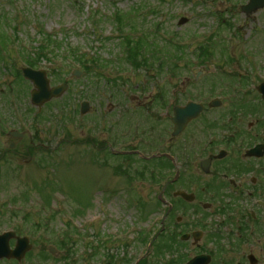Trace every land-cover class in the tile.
I'll return each mask as SVG.
<instances>
[{"label": "rangeland", "instance_id": "rangeland-1", "mask_svg": "<svg viewBox=\"0 0 264 264\" xmlns=\"http://www.w3.org/2000/svg\"><path fill=\"white\" fill-rule=\"evenodd\" d=\"M248 1L0 0V115L4 129L15 125L21 131L38 130L40 138L50 140L45 146L49 148L48 154L37 155L32 164L17 166L13 161L8 163L6 158L0 163V211L16 217L17 225L20 223L19 235L29 236L33 243L30 264L38 249H44V260L74 258L77 230L83 240H86L84 233L97 231L110 236L123 234L129 239L124 243L131 248L127 251L130 253L136 248L139 235L154 232L153 224H149L154 223L152 218L156 213L143 217L138 212L153 210L150 206L156 202L152 198L154 187L143 184L139 194L151 197L142 207L130 203L131 207L123 200L129 181L142 174L134 176L132 169L127 175L119 176L104 166L97 167L91 162L87 147L79 156L83 160L77 158L79 146L74 140L80 138L77 121L84 99L98 106L97 100L105 101L113 89L123 88L128 92L145 87L151 92L155 85L178 89L179 95L184 93L179 97L182 103L189 94L195 101L204 103L219 98L224 101L221 107L208 110L206 104V112L194 124L196 134L204 137L203 142L210 136L221 139L234 132L246 133L252 142H264V103L255 90L264 80V8L247 16L241 6ZM135 50L139 51L140 59L132 64L128 56ZM172 59H177L178 67L168 64ZM28 63L34 69L46 71L50 86L67 84L66 91L42 107L32 105L33 85L21 72L25 65L30 66ZM77 68L83 71L79 78L73 74ZM173 69L180 74L171 77L169 73ZM199 72L202 73L198 75ZM237 85L243 86L245 94L235 101ZM131 91L134 98L136 93ZM21 115L23 123L18 124L17 118ZM31 119H36L38 126ZM200 123L205 125L203 130H199ZM186 136L187 133L179 137L180 143ZM7 146V142L1 145ZM190 146L193 150L182 149L178 154L182 174L196 172L200 178L207 177L195 169L200 154H196L194 142ZM40 162L44 163V169ZM260 163L264 170V161ZM140 166L136 172H140ZM151 174L148 169L144 177ZM181 178L173 190L180 185L191 189L193 184L199 196L208 197L200 190L203 180L195 184L188 175ZM106 186L114 187V196L101 194L108 190ZM252 189H255L253 196L262 199L264 173L254 184L244 183L240 194H250ZM95 193L99 195L92 196ZM170 199L178 202L172 195ZM228 204L227 212L241 205L239 201ZM193 206H185L188 217L194 215ZM247 210L242 219L250 217L252 211L257 221L264 219V207L249 206ZM94 215L104 217L99 226L79 230L89 226L87 221ZM9 218L6 216L4 224L0 222V228L10 224ZM242 219L236 224L227 221L221 226L223 235L218 242H234L232 235ZM251 223L253 220L249 222V229ZM229 232L231 235L227 236ZM248 239L247 243L239 242L235 249L224 250L223 254L218 251L216 262L230 258L232 264H247V256L252 253L259 264H264V241L255 235ZM54 244L64 251L48 253V246ZM112 246L100 254L111 253ZM122 251L119 247L118 254ZM204 251L197 249L192 254ZM149 256L146 259L150 262L146 263L154 264L155 256ZM50 262L57 264L54 260Z\"/></svg>", "mask_w": 264, "mask_h": 264}, {"label": "flooded vegetation", "instance_id": "flooded-vegetation-1", "mask_svg": "<svg viewBox=\"0 0 264 264\" xmlns=\"http://www.w3.org/2000/svg\"><path fill=\"white\" fill-rule=\"evenodd\" d=\"M154 89L155 91L152 93ZM121 90H111L109 92L110 97L105 101L100 103L97 100L99 102L98 106L89 102L85 113L80 105L81 115L77 124L80 138L76 137L74 140L75 144L79 146L76 156L79 160H83L79 156L83 152V148L87 147L91 162L97 167L102 168L104 166L106 170L115 171L114 173L119 176L127 175L132 169V175L139 177L142 174V177H135V179L129 181L125 189L127 194L123 200H127L126 203L142 207V204H147V201L150 200L148 197L151 196L140 195V189L143 184L147 183L154 187L155 192L152 198L154 197L156 202L154 201V206L149 205L153 210L138 211L143 217L152 212L156 213L152 218V220H155L154 223L150 222L149 224L150 226L153 224L154 232L139 235L137 242H135L136 248L130 253L127 251L131 248L125 246L124 243L128 242L129 239L123 234L117 236L112 234L110 236L109 234L102 235L97 231L93 234L84 233L86 240H83L81 238L82 233L79 231L76 238L78 242L75 244L74 258L67 256L65 259L49 258L44 260L42 257L44 249H38L39 253L31 264H36V262L37 264L55 263L50 262V260L56 261L57 264H60L62 260L63 264H147L146 261L150 262L146 259L149 254V257L155 256L152 259L154 264H187L200 254L210 256L206 264H232L230 258L225 260L220 258L216 262L215 257L219 252L223 254L224 250L235 249L241 242L247 243L248 237L250 238L252 235L258 236L264 241V219L259 220L258 218L257 221L256 214L253 211L250 212V217L247 216L242 219L249 212L246 211V207L245 211H237L236 217L233 219L227 218L228 212L225 211L229 207L227 203L231 201H239L241 204L246 203L248 207H253L252 202L256 199L253 196L255 189H252V194H240V188L244 186V183L247 185L250 182L254 184L258 181L259 176L264 173L263 165L260 163L264 161V157L245 156V152L254 146V144L252 145L251 136L244 132H234L229 137L223 136L221 139L217 137L213 141L208 138L207 141L203 142L204 137L196 134L194 124H197L196 120L206 112V104L209 102L203 103L204 109L201 115L197 119L191 120L185 129L176 135V125L173 121L175 108L186 105L193 96L187 95L182 103V99H179V97L184 96V93L179 95L178 89H171L167 86L163 88L155 85L151 92L147 91L145 87H141L140 91L128 90V92H125V89ZM130 91L136 93L133 94V96L135 95L134 98L130 95ZM146 93H149V95ZM210 109L212 108L209 107L208 110ZM22 118H24L23 115L17 118L18 124L23 123ZM31 120L34 121V119ZM38 124V121L36 124L34 121V126H38ZM11 126L13 127H8L5 130L0 115V163L6 158L8 163L13 161L15 165L23 166L35 162L37 155L44 156L48 154L49 148L45 146L50 144V140L40 138L37 135L38 130L32 133L18 130L15 125ZM198 127L199 130H203L205 125L200 123ZM41 133H44V130H41ZM186 133L187 136L180 143L179 137ZM6 142L8 146L6 148L1 147ZM192 142H194L198 151L196 154H200V160L197 162L195 169L201 171L207 177L200 178V173L196 172L182 174L183 170L178 165L179 151L182 149L193 150V147L190 146ZM218 145L223 146L226 151L222 159L217 158L220 151L217 149ZM99 161L102 163H99ZM139 162H141V166L138 165ZM138 166H140V172H136ZM41 167L44 169V163H41ZM148 169L153 174L147 178V175L144 177V173ZM182 175H188L192 180L191 183L195 184L198 180H201V182L203 180L204 184L201 185L200 190L203 195L208 197L199 196L196 193V186H193V184H190L191 189L180 185L179 188L176 187L177 189L173 190L172 188L182 180ZM185 183L188 185L189 180L186 179ZM105 189L108 190L103 191L101 194L107 197L114 196V187L106 186ZM234 190L235 194H232L231 191ZM178 191L192 194L193 199H185L177 194ZM228 192L229 194H226ZM96 195L99 194H92L94 197ZM171 195L178 200L177 203L170 199ZM249 196L252 198L251 202ZM262 198H264V195ZM225 200L229 201L225 202ZM188 204H194L191 207V211L194 213L192 217H188V210L185 209ZM130 206L132 207V205ZM240 207L242 206L240 205ZM257 207H264V202ZM222 215H224L223 218ZM6 216L13 219L9 218L10 224L5 226L4 229L0 228V235L5 233H11L12 235L8 242H0V249L12 252L18 247L20 227L19 224L17 225L16 217L9 216L8 212L0 211V222L2 221V224L6 221ZM241 219L242 222L239 223L232 235L234 242H218L220 236L223 235L220 227L227 224V221L236 224ZM252 220L253 223L250 224L251 228L249 229V222ZM99 222L101 221H94L90 227L96 224L99 226ZM101 224H105V222ZM195 225H198V227ZM209 225L216 228L212 230L213 228ZM230 235L229 232L227 236ZM207 238L209 242H207ZM80 240L82 242L79 243ZM109 245L116 246L111 247V253L100 254L101 250L107 251ZM27 247L28 249L24 254L17 253L16 255L9 256L6 254L2 256L0 264H30L29 256L34 248L33 243L28 244ZM119 247L123 249L120 254H118ZM50 248L51 246H48V253H50ZM197 249L205 251L192 254ZM58 250L64 251V248L57 247L56 251ZM99 255L102 259H99ZM250 256H254V258L250 259ZM246 260L247 264H259L258 258L252 253L247 256ZM237 264L243 263L239 262Z\"/></svg>", "mask_w": 264, "mask_h": 264}, {"label": "water", "instance_id": "water-1", "mask_svg": "<svg viewBox=\"0 0 264 264\" xmlns=\"http://www.w3.org/2000/svg\"><path fill=\"white\" fill-rule=\"evenodd\" d=\"M263 7H264V0H250V3L243 7V11L246 14H251ZM23 73L24 76L27 79L31 80L34 84L35 90H33L32 92V102L35 105L41 106L43 103L51 100L54 97H60L67 89L66 85L50 88L49 80L46 78L44 71H35L32 70L31 68H25L23 70ZM258 90L263 94V98H264V84L260 85ZM201 110H202L201 106L195 104H189L185 109H178L176 113V117L174 118V122L177 127L176 133L181 132L186 126V124L190 121V119L197 117L200 114ZM85 111L86 110H84V112ZM262 149H264V145H260L256 149L252 150L251 152H249V155H257L258 157H260L263 155L261 151ZM178 194L182 195L186 199L191 198V196H187L183 192H179ZM8 239L9 238H7L5 235L0 236V242L1 241L8 242ZM27 245H28L27 238H19L18 247L14 251L10 252L0 249V258L6 254L9 256L16 255L17 253L20 255L24 254L28 249ZM250 258L253 259L252 256ZM204 263L205 262L203 258H196L194 261L191 262V264H204Z\"/></svg>", "mask_w": 264, "mask_h": 264}, {"label": "trees", "instance_id": "trees-1", "mask_svg": "<svg viewBox=\"0 0 264 264\" xmlns=\"http://www.w3.org/2000/svg\"><path fill=\"white\" fill-rule=\"evenodd\" d=\"M139 51L135 50L134 52L131 53L130 56H128V59L132 62L135 63L136 57H138Z\"/></svg>", "mask_w": 264, "mask_h": 264}]
</instances>
